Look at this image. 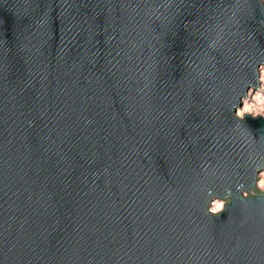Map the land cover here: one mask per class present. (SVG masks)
Masks as SVG:
<instances>
[{"label": "water", "instance_id": "95a60500", "mask_svg": "<svg viewBox=\"0 0 264 264\" xmlns=\"http://www.w3.org/2000/svg\"><path fill=\"white\" fill-rule=\"evenodd\" d=\"M262 61L264 0H0V264H264Z\"/></svg>", "mask_w": 264, "mask_h": 264}, {"label": "clouds", "instance_id": "9594fccd", "mask_svg": "<svg viewBox=\"0 0 264 264\" xmlns=\"http://www.w3.org/2000/svg\"><path fill=\"white\" fill-rule=\"evenodd\" d=\"M257 71L261 73L258 77L260 87L253 92V87L249 86L248 91L242 96L241 105L235 109V117L239 120H243L246 114H250L253 118L257 116L264 117V61L260 62ZM257 186H264V180H261ZM228 193L223 197L212 195L209 202L210 206L208 207V212L212 215H218L221 213L231 201ZM243 197L248 198V194L244 193Z\"/></svg>", "mask_w": 264, "mask_h": 264}, {"label": "bare ground", "instance_id": "6f19581e", "mask_svg": "<svg viewBox=\"0 0 264 264\" xmlns=\"http://www.w3.org/2000/svg\"><path fill=\"white\" fill-rule=\"evenodd\" d=\"M261 75V73L259 72V76ZM260 87V85L258 86V88ZM253 92H255V90H253ZM250 99V97H249ZM258 180H264V169L262 171H260V173L258 174ZM257 180V183L259 184V181ZM258 187V186H257Z\"/></svg>", "mask_w": 264, "mask_h": 264}, {"label": "rangeland", "instance_id": "374dc122", "mask_svg": "<svg viewBox=\"0 0 264 264\" xmlns=\"http://www.w3.org/2000/svg\"><path fill=\"white\" fill-rule=\"evenodd\" d=\"M259 85H260V82H259ZM259 181V180H258ZM260 182V181H259ZM258 184V183H257ZM258 189H261L264 191V186H261V187H258Z\"/></svg>", "mask_w": 264, "mask_h": 264}]
</instances>
